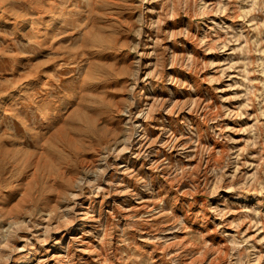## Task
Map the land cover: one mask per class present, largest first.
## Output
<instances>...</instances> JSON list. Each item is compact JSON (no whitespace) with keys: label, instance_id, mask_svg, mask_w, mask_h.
<instances>
[{"label":"rangeland","instance_id":"obj_1","mask_svg":"<svg viewBox=\"0 0 264 264\" xmlns=\"http://www.w3.org/2000/svg\"><path fill=\"white\" fill-rule=\"evenodd\" d=\"M0 264H264V0H0Z\"/></svg>","mask_w":264,"mask_h":264},{"label":"bare ground","instance_id":"obj_2","mask_svg":"<svg viewBox=\"0 0 264 264\" xmlns=\"http://www.w3.org/2000/svg\"><path fill=\"white\" fill-rule=\"evenodd\" d=\"M110 14V13H109ZM141 65V64H140ZM142 94V92L140 93ZM141 97H139L140 99ZM133 121V120H132ZM140 127H142V124H139ZM62 137V136H61ZM67 137V136H66ZM75 138V137H74ZM124 138V137H123ZM105 147V146H104ZM104 149V148H103ZM101 150V149H100ZM70 151V150H69ZM95 158V157H94ZM98 158V157H97ZM100 159H97V161H99ZM45 161V160H44ZM47 161V160H46ZM95 161V160H94ZM103 161V160H102ZM39 162V160H38ZM100 162V161H99ZM98 162V163H99ZM98 165V164H96ZM47 166V165H46ZM75 165L74 164H66V165H61L59 166L58 168V176L60 177H65L66 175L70 174L69 175V181H70V184L72 186H75V187H79L81 185V182L82 180L85 178V176H88L87 173H88V169L90 168V164L87 162V159L86 157H84L82 160H81V163L79 165V168L78 169H72V167H74ZM27 167V166H25ZM44 167V166H43ZM28 171V170H27ZM52 173L51 175L49 176V179L54 183H56V180H57V176H55V172L54 170L52 169L51 170ZM54 173V174H53ZM35 178V177H34ZM60 190V189H59ZM64 193L62 192H59L57 194L58 196V200L62 199L64 197L63 195ZM67 218L70 217V213H67ZM85 222L83 220V224L84 225Z\"/></svg>","mask_w":264,"mask_h":264}]
</instances>
